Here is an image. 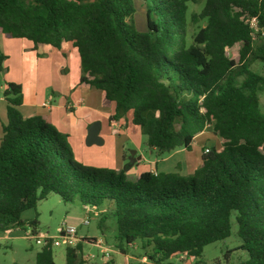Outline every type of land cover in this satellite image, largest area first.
I'll return each mask as SVG.
<instances>
[{"label": "trees", "instance_id": "obj_1", "mask_svg": "<svg viewBox=\"0 0 264 264\" xmlns=\"http://www.w3.org/2000/svg\"><path fill=\"white\" fill-rule=\"evenodd\" d=\"M204 1L191 15L192 24L203 26L189 42L188 3L199 0H143L146 32L134 29L133 0H0L1 34L35 47L71 43L81 62L80 84L114 104L110 122L132 112V124L158 156L190 151L203 132L222 140L204 149L202 165L190 175L149 171L131 180L130 163L117 172L75 162L68 136L40 116L24 117L23 87L8 83L0 232L29 226L37 234V219L22 215L57 194L90 209L113 205L116 248L126 254L140 243L154 264L175 256L200 260L206 246L231 237L235 216L238 249L248 256L238 264H264V74L250 67L264 64V35L243 18H257L264 30V0ZM7 59L0 49V72ZM87 243L96 238L67 247L66 264H86ZM35 264H57L52 239Z\"/></svg>", "mask_w": 264, "mask_h": 264}, {"label": "rangeland", "instance_id": "obj_2", "mask_svg": "<svg viewBox=\"0 0 264 264\" xmlns=\"http://www.w3.org/2000/svg\"><path fill=\"white\" fill-rule=\"evenodd\" d=\"M204 0H199L198 4L189 2L188 10V23H189V42H192L193 36L203 26V22L198 24L191 23V15L193 13H200L204 7ZM135 6V14L133 16V26L136 31H147L146 7L143 0H133ZM0 35V41H1ZM16 42L15 46L9 48L7 46V64L4 65L5 69L0 72V119L5 118L6 115V102L4 98V91L7 88L9 79H13L17 84L26 89L27 93L33 91L35 83L40 82L41 92L46 93L47 99H52L58 102L62 98L59 90V83L65 75L68 76V81L72 82L79 77V57L77 50L73 47L74 54H67L62 57V67H55L52 74L43 75L39 74L38 80H35L34 72L37 71L39 64L38 57H31L29 53H25L24 44L25 40H13ZM11 49V50H10ZM2 51V50H1ZM24 51V52H22ZM3 52V51H2ZM4 53V52H3ZM229 56L234 58L237 56V51L232 49ZM41 58H39L40 60ZM251 69L259 74H264V64L258 61L251 62ZM39 72L43 71L42 65H39ZM66 73V74H65ZM80 81V79H79ZM79 84L74 85V90H78ZM81 91V90H80ZM78 90V93L80 94ZM94 92L100 94L101 92L93 89ZM70 93V92H69ZM261 102V110L264 113V91L259 94ZM69 96L65 98L68 100ZM98 102V99H95ZM4 115V116H3ZM122 128H111L107 121L104 122L103 134L99 144H93L87 149L80 152H73L72 157L75 162L91 168H106L114 171L124 170L126 165L130 163L132 152L138 150L139 153L148 160H155V155L150 154L147 147V137L142 133L139 127L132 124V112H128L125 118L120 120ZM100 121L91 122L89 128ZM128 127L125 128V124ZM88 128V130H89ZM127 130L128 133H122ZM1 122H0V135H1ZM218 138L212 132H204L197 137L194 141L192 149L184 152L178 157H174L171 164L179 159L183 164H187L192 174L197 169L196 163L202 158L203 147L206 148L218 147ZM70 145V144H69ZM168 157V154L161 157ZM157 158V157H156ZM178 161V160H177ZM142 164H145L144 162ZM142 169L146 165H141ZM147 168H150L148 164ZM174 173H180L179 170H173ZM127 174V171H126ZM107 204V203H106ZM103 207L99 210L85 208L80 200L76 198L73 202H64L57 194H50L47 199L38 203L36 210H28L23 213L24 220L37 219L38 233L48 235L51 238L57 239L61 242L59 246L53 245V254L57 264H66V249L67 245L61 239L63 230L67 227H74L78 233L79 238L96 236L104 247H98L95 244H84L81 257L92 256L85 260L86 264H103L112 261L113 264H154L148 258V250H144L140 243L134 244L130 247L127 253H121L117 248L116 242V219L113 216L114 206L111 210ZM106 217L105 221L101 224V219ZM89 221V225L85 226L84 222ZM237 224L235 216L233 217V233L231 237L224 241L206 246L200 260L195 258L182 259L179 256L171 258L165 264H238L247 259L246 252L238 249L242 244V240L237 234ZM29 226L25 230H9L7 232H0V264H35L36 255L41 251L43 242L36 239H29L26 236L29 233ZM110 250V258L104 257L105 249ZM231 251V252H229ZM229 252V253H228Z\"/></svg>", "mask_w": 264, "mask_h": 264}, {"label": "crops", "instance_id": "obj_3", "mask_svg": "<svg viewBox=\"0 0 264 264\" xmlns=\"http://www.w3.org/2000/svg\"><path fill=\"white\" fill-rule=\"evenodd\" d=\"M1 41H0V49L7 54L6 51L7 46L9 48L14 47L16 42H12L13 40L20 39H9L0 33ZM27 41V40H25ZM24 49H26L25 53H29V55H33L31 57H38L39 64L37 66V71L34 72L35 80H38L39 74L50 75L54 77L52 72L54 68L62 67V57H66L67 54H74L73 45L71 43H65L61 49H55L48 45H39L35 47L31 42L27 41L24 45ZM75 48V47H74ZM76 49V48H75ZM11 50V49H10ZM77 50V49H76ZM24 52V51H22ZM78 53V51L76 52ZM79 57V54H78ZM39 58H41L39 60ZM80 62V58H79ZM7 61L5 62V65ZM39 65H42L44 68L43 71L39 72ZM66 74V73H65ZM82 75L81 62L79 64V77L75 81H68V76L62 78L59 85L60 94L62 98L59 99L58 102H54L51 98H46V93L41 92V84L40 82H36L34 89L32 92L27 93L26 89L23 87V97L24 101L22 106L19 108L22 115L24 117H32V116H40L48 123L55 126L61 133L66 134L68 136V142L73 149V152H80L82 150L87 149L90 145H87V137H88V128L91 122L100 121V129H99V139L101 140L104 122L107 121L111 128L116 129L122 128L123 126L120 121L110 122V117L114 113L115 106L113 103L105 100L104 93L100 90L101 93L98 94L94 92L93 89L88 85L80 84L79 79ZM38 77V78H37ZM39 81V80H38ZM8 83H16L13 79H9ZM79 84V91L74 90V85ZM97 90V89H96ZM70 92V93H69ZM69 96L68 100L65 98ZM98 99V102L95 99ZM6 102V100H5ZM4 116V115H3ZM1 122V132L4 125L7 124V102H6V115L5 118L0 119ZM135 126V125H134ZM128 127V123L125 124V128ZM137 127V126H136ZM122 133H128L127 130L122 131ZM204 133V132H203ZM202 134V133H201ZM199 134V135H201ZM197 135L195 141L197 140ZM3 136V132L0 135V143L1 138ZM217 137V136H216ZM218 147L222 144V140L217 137ZM207 146H204L205 149ZM150 150V149H149ZM187 150L179 149L177 151L168 154V157H161L156 154L155 151L150 150L151 155H155V160L145 159L138 150L132 152L131 157L135 160V163L131 164L127 169V176L131 180H136L142 173L144 172H155V173H173V170H179L182 175L190 173V168L187 164H183L179 159H177L174 164H171V161L174 157H178L182 155L184 156V152ZM141 157V159H139ZM157 157V158H156ZM145 164H142V163ZM148 164L150 168H147ZM141 165H146L145 168L142 169ZM202 165V159L197 163V169ZM196 170V169H195ZM194 173V172H193ZM39 229H37V232ZM30 232V231H29ZM26 237V236H25ZM87 238H96V236H88ZM101 241L96 238V243H100ZM95 243V244H96ZM90 244V243H89Z\"/></svg>", "mask_w": 264, "mask_h": 264}, {"label": "built area", "instance_id": "obj_4", "mask_svg": "<svg viewBox=\"0 0 264 264\" xmlns=\"http://www.w3.org/2000/svg\"><path fill=\"white\" fill-rule=\"evenodd\" d=\"M243 18L245 19L247 24H249V26L253 32H255V33L259 32L261 35H264V30H259L257 18L248 17V16H243ZM205 151L208 152V150H205ZM84 225L85 226L89 225V221H85ZM26 237L29 239H36L39 242H43V245L46 242V240H49V239H52L53 245H55V246H59L61 244V242L59 240L51 238L48 235H44V234H40V233L33 234L31 231L26 234ZM61 239L67 245V247H75L81 241L82 238L78 237V233L74 227H67L63 230V232L61 234ZM95 245H97L98 247H104L101 242L96 243ZM104 249H105L104 257L110 258V250L107 248H104ZM90 257L94 258L95 256L94 255L85 256L83 259L87 260Z\"/></svg>", "mask_w": 264, "mask_h": 264}, {"label": "water", "instance_id": "obj_5", "mask_svg": "<svg viewBox=\"0 0 264 264\" xmlns=\"http://www.w3.org/2000/svg\"><path fill=\"white\" fill-rule=\"evenodd\" d=\"M99 129H100V123H95L89 128L88 137H87V145H93V144L100 143L101 140L99 139V136H98ZM139 159H141V157ZM130 163L131 164L135 163V160H133L132 157H130Z\"/></svg>", "mask_w": 264, "mask_h": 264}]
</instances>
